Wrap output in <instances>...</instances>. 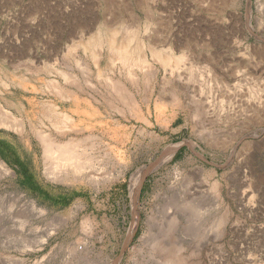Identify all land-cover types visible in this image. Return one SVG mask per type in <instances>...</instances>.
Returning a JSON list of instances; mask_svg holds the SVG:
<instances>
[{
    "label": "rangeland",
    "instance_id": "obj_1",
    "mask_svg": "<svg viewBox=\"0 0 264 264\" xmlns=\"http://www.w3.org/2000/svg\"><path fill=\"white\" fill-rule=\"evenodd\" d=\"M7 114L0 264H264V0H0Z\"/></svg>",
    "mask_w": 264,
    "mask_h": 264
},
{
    "label": "bare ground",
    "instance_id": "obj_2",
    "mask_svg": "<svg viewBox=\"0 0 264 264\" xmlns=\"http://www.w3.org/2000/svg\"><path fill=\"white\" fill-rule=\"evenodd\" d=\"M126 57V56H125ZM181 60L183 59V58H180ZM54 106V105H53ZM52 109H53V111L56 109L55 107H51ZM48 110V109H47ZM56 111H57V109H56ZM58 113H59V115H62V117H63V119H65L66 117V115H64V113H60L59 111H57ZM3 113H5V112H2V114ZM1 114V115H2ZM6 114V113H5ZM56 114V113H55ZM69 115V114H68ZM59 117V116H58ZM61 117V116H60ZM11 118V119H10ZM1 119V118H0ZM67 119H70L69 117L67 118ZM56 120V119H55ZM66 120V119H65ZM11 121V122H10ZM69 121V120H68ZM62 122L64 123V124H67V123H65L63 120H62ZM0 123L1 124H3V126H4V124H7L6 126H11V125H14V124H16V126H18V125H22V124H17L16 122H15V117H13L12 115H10L9 116V114H7L6 115V117L5 118H3L2 117V119L0 120ZM11 123V124H10ZM69 125V124H68ZM19 126V127H20ZM66 127V126H65ZM56 128H57V126H56ZM61 128H64V126L63 127H61ZM58 129V128H57ZM45 135V134H44ZM40 136H41V134H40ZM48 136V135H47ZM47 136H45V138L43 137V136H41V138L43 137L44 139H43V142H44V146H43V152H45L44 153V155L46 154V156L48 157V159H50L51 161V165H53L52 166V172L51 173H53L55 170V168H58V166H61V168H64L63 170L65 171V173L67 172L66 171V169H67V167H69V168H73L72 170L73 171H75L74 173H79V171L78 170H81L82 169V171H83V169H85L84 167H85V164L83 163L84 161L86 162L87 160H89L90 158H87V160L86 159H82L83 160V162H82V160H80V159H78V157H77V155L73 152V150H72V148H69V147H67V145H66V143L65 144H63L62 143V141H60V142H58L57 140V142L56 141H54V139H52V138H50V137H47ZM71 140V139H70ZM69 140V141H70ZM42 142V143H43ZM70 143H72V141H70ZM70 143H68V144H70ZM75 145V147H77V144L75 143L74 144ZM73 145V143H72V145H70V146H74ZM74 147V148H75ZM75 151V150H74ZM76 152V151H75ZM80 152V151H79ZM79 152H77V154L79 153ZM44 158H45V156H44ZM80 158V157H79ZM82 158V157H81ZM85 158V157H84ZM45 159H47V158H45ZM79 160H80V162H79ZM91 160V159H90ZM49 161V160H48ZM50 162H49V164H50ZM90 162H91V165H92V161H89V164H90ZM3 163V162H2ZM1 162H0V170H6L7 168H5V166H4V163L2 164ZM86 166H88L89 164L86 162ZM51 165L49 166V167H51ZM91 165H89V166H91ZM63 166V167H62ZM64 166H66V169H65V167ZM51 169V168H50ZM49 169V170H50ZM59 169H60V167H59ZM58 170V169H57ZM62 170V169H61ZM63 171V172H64ZM69 171H71V169L69 170ZM78 171V172H77ZM81 171V172H82ZM60 172V171H59ZM59 172H55V173H59ZM55 173H53V174H55ZM73 173V172H72ZM53 174H51V175H53ZM67 175H68V172L66 173ZM65 174V175H66ZM71 174V173H70ZM63 175H64V173H63ZM76 175V174H75ZM75 175H74V177H75ZM54 176V175H53ZM55 176H57V175H55Z\"/></svg>",
    "mask_w": 264,
    "mask_h": 264
}]
</instances>
